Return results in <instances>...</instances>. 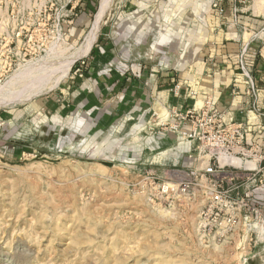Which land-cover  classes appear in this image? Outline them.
I'll return each instance as SVG.
<instances>
[{"label": "rangeland", "instance_id": "374dc122", "mask_svg": "<svg viewBox=\"0 0 264 264\" xmlns=\"http://www.w3.org/2000/svg\"><path fill=\"white\" fill-rule=\"evenodd\" d=\"M100 1L0 0V92L42 75L0 105V264H264V160L224 168L236 175L223 179L229 203L207 211L204 160L191 164L199 141L182 151L176 126L185 111L130 85L174 72L188 44L160 15L168 0H108L94 24ZM162 181L192 185L161 195ZM231 215L228 230L219 222Z\"/></svg>", "mask_w": 264, "mask_h": 264}, {"label": "crops", "instance_id": "0c3cea01", "mask_svg": "<svg viewBox=\"0 0 264 264\" xmlns=\"http://www.w3.org/2000/svg\"><path fill=\"white\" fill-rule=\"evenodd\" d=\"M211 1L159 2L163 20L167 22V19L175 17L176 24H181L182 32H176L173 37L186 40L188 44L179 53L180 59L175 66L171 67L174 72L156 70L154 73L149 69L148 75L133 79L130 85L142 87L144 93L148 90L168 107L178 111L196 107L195 97H200L201 101L208 98L218 109L243 123L248 131L249 143L256 141L262 145L264 133L258 128L260 120L254 109L262 99L260 88L264 87L261 80L264 77V1L259 4V1L252 0L237 11L227 3L222 16H217L211 9ZM150 2L142 0L137 3L138 8ZM169 7L172 13L166 10ZM162 37L170 38L167 35ZM240 59L253 73V89L242 75ZM180 125L185 130L189 127L188 122ZM192 143L193 140H187L182 151H186ZM198 160L195 155L191 164L198 163Z\"/></svg>", "mask_w": 264, "mask_h": 264}, {"label": "built area", "instance_id": "2783aa9c", "mask_svg": "<svg viewBox=\"0 0 264 264\" xmlns=\"http://www.w3.org/2000/svg\"><path fill=\"white\" fill-rule=\"evenodd\" d=\"M252 0H212L211 9L217 16H222L226 9V4L230 3L233 10L250 3ZM242 75L248 80L250 89H253V79L249 74V69L242 59L239 60ZM177 89V88H176ZM177 119L176 126L183 122H188L189 127L180 134L187 140L199 141L197 148V157L204 160L203 176L207 182L206 194L210 202L207 211L211 213L216 211L218 214L221 207L229 203L230 189L224 188L223 179L233 180L236 175L224 172V168H236L243 164L249 168L255 162L261 163L264 160L263 152H259L262 147H253L247 142V128L241 122L235 121L227 112L218 109L211 100L203 101V104L196 108L186 110L184 113H175ZM175 126V127H176ZM188 147L186 151H190ZM257 156L256 159H254ZM252 161L254 163H252ZM222 174L220 179L217 175ZM227 174V176H226ZM192 179L197 175L192 171ZM214 177V178H213ZM213 178V179H212ZM150 184H154L153 178H150ZM195 184V182H194ZM192 181H178L177 183H168L162 181L155 186L161 195H180L185 194L191 188ZM235 188V186L233 187ZM251 193L243 190L242 199H251ZM230 230L235 223L234 216H229L219 222Z\"/></svg>", "mask_w": 264, "mask_h": 264}, {"label": "bare ground", "instance_id": "6f19581e", "mask_svg": "<svg viewBox=\"0 0 264 264\" xmlns=\"http://www.w3.org/2000/svg\"><path fill=\"white\" fill-rule=\"evenodd\" d=\"M107 2H108V0H101L100 1V7H99V11H98V13H97V15H96V20H94V24H95V22L96 21H98V19L100 18V16H101V14L104 12V9L106 8V5H107ZM100 20V19H99ZM94 26V25H93ZM97 28V27H96ZM95 28V29H96ZM93 30H94V28H93ZM97 30V29H96ZM96 32V31H95ZM91 35V34H90ZM94 35H93V31H92V36H88L87 37V41H86V43L84 44V46H82V49H80V52H85V51H87L88 49H89V47L91 46V42H92V39L94 38L93 37ZM94 40V39H93ZM62 48V47H61ZM78 54L79 53H77L76 55H74L68 62H67V66H69L70 65V63L72 62V60H73V58H75L76 56H78ZM81 55V54H80ZM64 63V62H63ZM60 66V65H59ZM40 67V66H39ZM47 67V66H46ZM42 68H43V66H42ZM41 68V69H42ZM38 69V68H37ZM45 69V68H44ZM30 71H32V68H31V70ZM29 71V72H30ZM24 72H26V71H24ZM27 72H28V70H27ZM35 72V71H34ZM24 74V73H23ZM27 74H29V73H27ZM24 75L23 76V78H25L26 76H28V75ZM35 74V73H34ZM39 75H41V74H39ZM38 75V76H39ZM38 76H34L33 77V79H29V82H25V80L24 81H22V83H21V86H19L18 88H15V87H13V88H4V90L2 91V92H0V105H2V104H4V103H8V102H11V101H18V100H20L21 98H23V97H27V96H29V95H31L32 94V91L34 90L35 91V89L37 90V83H38V81L39 80H41L40 79V76L38 77ZM42 76V75H41ZM1 90V89H0ZM33 91V92H34ZM36 92V91H35ZM160 110H161V108H160ZM161 111H163V110H161ZM160 111V112H161Z\"/></svg>", "mask_w": 264, "mask_h": 264}]
</instances>
